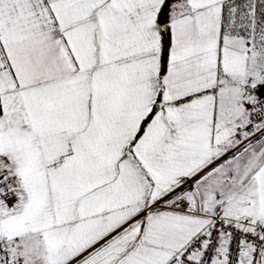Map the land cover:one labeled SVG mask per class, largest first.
I'll return each mask as SVG.
<instances>
[{
	"label": "snow or ice",
	"instance_id": "snow-or-ice-1",
	"mask_svg": "<svg viewBox=\"0 0 264 264\" xmlns=\"http://www.w3.org/2000/svg\"><path fill=\"white\" fill-rule=\"evenodd\" d=\"M0 264H264V0H0Z\"/></svg>",
	"mask_w": 264,
	"mask_h": 264
}]
</instances>
